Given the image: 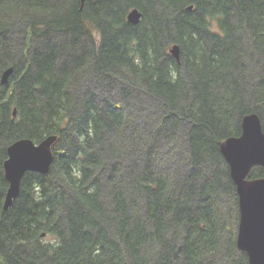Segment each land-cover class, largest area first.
I'll list each match as a JSON object with an SVG mask.
<instances>
[{"label":"trees","instance_id":"obj_1","mask_svg":"<svg viewBox=\"0 0 264 264\" xmlns=\"http://www.w3.org/2000/svg\"><path fill=\"white\" fill-rule=\"evenodd\" d=\"M10 66L0 190L9 144L58 139L47 173L27 171L7 210L0 196V264H249L221 145L246 114L264 130V0H0Z\"/></svg>","mask_w":264,"mask_h":264},{"label":"water","instance_id":"obj_2","mask_svg":"<svg viewBox=\"0 0 264 264\" xmlns=\"http://www.w3.org/2000/svg\"><path fill=\"white\" fill-rule=\"evenodd\" d=\"M142 15V11L135 7L129 11L128 20L137 24ZM170 51L177 60L180 59L179 44L173 45ZM13 71L14 66L3 71L2 85L9 84ZM241 126V134L228 136L221 145V151L230 166L239 196L238 247L247 253L249 264H264V176L249 175L253 167H264V130L261 119L255 112L246 114ZM57 139L55 134L47 136L39 143L31 138H20L7 147L8 157L3 168L9 187L4 210L9 209L18 197L27 171L47 173L50 170L54 160L52 146Z\"/></svg>","mask_w":264,"mask_h":264},{"label":"rangeland","instance_id":"obj_3","mask_svg":"<svg viewBox=\"0 0 264 264\" xmlns=\"http://www.w3.org/2000/svg\"><path fill=\"white\" fill-rule=\"evenodd\" d=\"M15 37L17 38V41H18V43L20 44L21 43V41L23 40V34L22 33H20V31L15 35ZM59 42V41H58ZM55 45H56V43H55ZM259 66L260 65H254V68H255V70H257V69H259ZM98 90V89H97ZM150 112H157L158 113V111H155V110H152V111H150ZM154 115H156V113H154V114H150V115H148V119L150 120V117H151V119H152V117L154 116ZM140 116H142L141 115V112H140V115H138V117H136V118H134L137 122H138V124L140 125V127L141 128H143V129H145L144 127L145 126H143V122H144V120L141 122L140 121ZM147 119V120H148ZM150 128L152 129V128H154V126L151 124L150 125ZM173 139H175L176 140V147L177 148H174L173 149V153H170V154H172V155H170L169 153H168V151H167V149L165 148V146L167 145V143L166 144H162V145H160L161 147L160 148H156V154L158 153V155H161V154H167L168 153V155L167 156H169V159L172 161V166H173V168H174V171L176 172V173H178V171H180L181 169H183V162L186 160V157H184V154L182 153V152H180V151H178L177 149H180L182 146H184V145H186V138H185V135L183 134V132H181V131H179L178 132V134H177V136H175ZM177 150V151H176ZM185 155H186V153H185ZM182 156V157H181ZM143 158V156L141 157L140 156V159H142ZM238 229H239V226H238Z\"/></svg>","mask_w":264,"mask_h":264},{"label":"flooded vegetation","instance_id":"obj_4","mask_svg":"<svg viewBox=\"0 0 264 264\" xmlns=\"http://www.w3.org/2000/svg\"><path fill=\"white\" fill-rule=\"evenodd\" d=\"M134 8V7H131L129 9V11ZM128 11V13H129ZM128 13H127V16H128ZM212 23V26H215V30L217 33L221 34L222 33V28H221V23H220V18L219 17H215L212 19L211 21ZM171 53V52H170ZM0 80H1V77H0ZM1 99H4V100H8V97H0ZM256 113V112H255ZM260 117V116H259ZM10 145V144H9ZM8 147V146H7ZM7 157H8V152H7ZM4 165V163H3ZM1 176V175H0ZM3 176H5L4 172H3ZM1 178V177H0ZM8 182V181H7ZM9 187V183L7 184V186H4V188L2 190H0V196L2 197V203L4 205V201H5V196H6V192H7V189ZM15 200V199H14ZM4 209V208H3Z\"/></svg>","mask_w":264,"mask_h":264},{"label":"bare ground","instance_id":"obj_5","mask_svg":"<svg viewBox=\"0 0 264 264\" xmlns=\"http://www.w3.org/2000/svg\"><path fill=\"white\" fill-rule=\"evenodd\" d=\"M2 74H3V72H2ZM1 78H2V75H1ZM238 236V235H237Z\"/></svg>","mask_w":264,"mask_h":264},{"label":"clouds","instance_id":"obj_6","mask_svg":"<svg viewBox=\"0 0 264 264\" xmlns=\"http://www.w3.org/2000/svg\"><path fill=\"white\" fill-rule=\"evenodd\" d=\"M14 112V111H13ZM15 115V114H14ZM14 142V141H13ZM9 146V145H8Z\"/></svg>","mask_w":264,"mask_h":264}]
</instances>
